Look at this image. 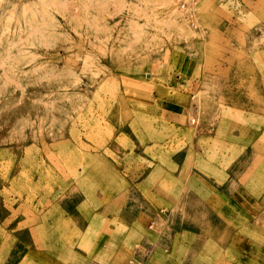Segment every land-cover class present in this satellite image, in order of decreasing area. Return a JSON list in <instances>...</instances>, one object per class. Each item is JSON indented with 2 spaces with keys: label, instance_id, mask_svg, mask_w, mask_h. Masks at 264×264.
<instances>
[{
  "label": "rangeland",
  "instance_id": "374dc122",
  "mask_svg": "<svg viewBox=\"0 0 264 264\" xmlns=\"http://www.w3.org/2000/svg\"><path fill=\"white\" fill-rule=\"evenodd\" d=\"M111 231L128 264H264V0H0V264Z\"/></svg>",
  "mask_w": 264,
  "mask_h": 264
},
{
  "label": "crops",
  "instance_id": "0c3cea01",
  "mask_svg": "<svg viewBox=\"0 0 264 264\" xmlns=\"http://www.w3.org/2000/svg\"><path fill=\"white\" fill-rule=\"evenodd\" d=\"M224 56L222 55V59L220 60L221 61H224ZM223 67V66H222ZM220 68V67H219ZM196 79H193V81H195ZM187 102V101H186ZM178 116L177 114V111L174 112V114H172V117H176ZM180 116V114H179ZM176 122L175 120H173V123ZM175 125V123H174ZM202 158V155L200 156ZM191 162V163H190ZM188 161L187 163L184 162L183 163V166L182 167H178L177 168L181 171H187L186 169V165H188V163H190V167H189V174H190V179H191V182L192 180H198V182L203 185L204 188H206V190L208 189L209 187V184H208V181L207 179H205V177H203V175L201 174H198V173H194L195 170L193 168V165L195 166V159L191 160V161ZM201 171L203 170L202 168H199ZM194 170V171H193ZM199 170V171H200ZM195 175H193V173ZM200 171V172H201ZM161 176V175H160ZM182 176V175H181ZM192 176V178H191ZM162 178V177H161ZM189 188L187 189V194L185 193H182L180 195H178V193L176 194H173V195H168V193H166L164 190V188L162 187V184L160 183V186L161 188L159 187V191L161 193H164L166 194L165 198L163 201H161V205H166L168 204V206H180L179 208V211L181 212H177V213H171L172 215H175V216H182L181 218H185V217H190L191 216V203L193 201V198H192V194H191V183H190V180H189ZM188 191H189V195H188ZM149 201V199H148ZM200 201H203V205H204V210L202 211H199L197 214H201L203 212H205V216H207L208 214V210H207V203H208V196H205L203 199H200ZM115 202H118L120 204V202L122 203V200H119V201H115ZM150 202H155L154 200L150 201ZM189 203L187 205V209L185 208V205L184 208H182L181 205H176V204H181V203ZM158 203V202H157ZM155 204V203H154ZM159 204V203H158ZM157 205V204H156ZM111 207H112V204L108 205H104L103 209L101 210V213L102 214H106L110 211H113L112 214L110 213V215H112L113 217L114 216H117L114 215V213L116 211L114 210H111ZM182 209V210H181ZM174 210V208H173ZM197 212V211H196ZM195 212V213H196ZM143 217L141 218H149L151 219L152 217L149 215V213H143L142 214ZM147 224L146 225H142V232L145 233L148 231V233L150 232L149 230H151L152 226H151V221L147 220ZM188 229L187 230H181V231H177V229H173V235H176L175 238H174V241H173V247L177 244V246L181 243V239H180V235L181 233H183V235L185 234H190V233H193V231L195 230V227H193L192 225H188ZM201 227H196V229L198 231H201L202 229H200ZM122 232V231H120ZM123 235L118 234L117 232L115 231H111L110 232H107L106 235H108L107 237V241L106 242H103L102 246H101V252H100V255H98V257H94L93 259L92 258H87L85 255H82L80 253L79 250H76L74 249V246H66L64 243H59V244H52V247L49 248V249H53L55 251H57L56 253L59 255V253L65 255L66 257H68L70 259V261H68L67 264H114L115 260H119V261H122L123 264H128V260L129 258H132V254L134 253V242L132 239H129L128 238V233L127 232H122ZM173 237V236H172ZM163 245V244H162ZM164 248H167V246L163 245ZM151 251L153 250V247H151L150 249ZM102 255V258L104 259V261L101 262V260L99 261V257ZM119 257V258H118ZM152 257V256H151ZM114 259V261H112ZM151 261H153V259L151 258L150 259Z\"/></svg>",
  "mask_w": 264,
  "mask_h": 264
},
{
  "label": "built area",
  "instance_id": "2783aa9c",
  "mask_svg": "<svg viewBox=\"0 0 264 264\" xmlns=\"http://www.w3.org/2000/svg\"><path fill=\"white\" fill-rule=\"evenodd\" d=\"M189 2L190 0H178L179 7L182 10H185L186 8H188Z\"/></svg>",
  "mask_w": 264,
  "mask_h": 264
}]
</instances>
